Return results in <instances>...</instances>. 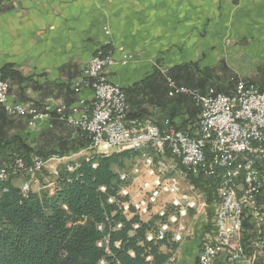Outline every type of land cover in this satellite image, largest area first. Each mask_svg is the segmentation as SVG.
<instances>
[{"label":"crops","instance_id":"crops-1","mask_svg":"<svg viewBox=\"0 0 264 264\" xmlns=\"http://www.w3.org/2000/svg\"><path fill=\"white\" fill-rule=\"evenodd\" d=\"M103 49L115 60L108 72L110 81L124 89L156 71L165 77L178 67L186 71L178 74L180 85L187 83L191 74L187 71L192 70L196 80L210 76L206 91L212 84H228L233 76L264 90V0H0V69L11 67L24 78L22 83L10 81V96L17 101L40 111L63 103L78 117L90 109L94 94L91 89L76 94L73 85ZM183 97L129 105L133 112L142 107L146 111L142 120L163 131L171 111L176 128L196 133L191 123L198 113L193 101ZM13 119L15 126L7 127L8 132L34 147L78 140L56 118L35 129L25 119ZM208 210L190 221L193 237L179 245L175 260L167 264L198 263L204 245L215 236L208 228ZM244 264H253V259Z\"/></svg>","mask_w":264,"mask_h":264},{"label":"built area","instance_id":"built-area-1","mask_svg":"<svg viewBox=\"0 0 264 264\" xmlns=\"http://www.w3.org/2000/svg\"><path fill=\"white\" fill-rule=\"evenodd\" d=\"M105 34L109 37L110 31L106 29ZM114 65L112 52L103 50L88 62L73 90L79 94L91 89L94 102L78 117L65 104L40 111L19 102L10 96V84L4 80H0V109L10 117L25 119L31 129L56 118L88 141L92 149L104 153H136L130 170L119 173L118 197L122 200L110 198L108 202L117 204L125 216L135 214L142 221H155L147 242H163L170 237L172 242L181 243L190 233L189 222L208 207L205 194L193 179H217L215 236L204 245L197 264H229L240 257L264 264V205L260 201L264 197V90L239 80L230 95L217 93L214 88L203 93L167 77L168 97H189L198 117L192 125L196 133L179 130L170 119L165 120L166 130L162 131L156 124L128 118L126 93L108 77ZM49 160L60 162L64 158ZM49 160L40 163V157H36L26 164L19 159L16 173L34 176ZM75 169L68 167L70 172ZM9 176L8 169L0 168V185L6 184ZM30 190V182H24L22 194L27 196ZM246 213L256 229L251 245L244 242Z\"/></svg>","mask_w":264,"mask_h":264},{"label":"trees","instance_id":"trees-1","mask_svg":"<svg viewBox=\"0 0 264 264\" xmlns=\"http://www.w3.org/2000/svg\"><path fill=\"white\" fill-rule=\"evenodd\" d=\"M190 72L185 85L206 93L205 83L210 76L196 80L195 72L187 71ZM181 73L186 71L178 67L169 70L165 77L156 71L129 89L123 88L128 103L135 107L145 102L149 105L153 99L168 102L183 97L169 98L166 82L167 77H172L181 84L178 76ZM0 80L22 83L24 78L18 71L5 67L0 69ZM239 80L246 81L233 76L228 84L216 83L211 88L230 95ZM191 106L198 113L193 102ZM145 112L142 107L136 108L135 112L129 110L128 118L142 120L146 117ZM170 113L172 121L174 114ZM15 123V119L0 110V166L16 159H23L26 164H31L36 157L47 161L89 146L85 140H64L52 148L34 147L24 137L10 133ZM178 129L187 132L184 127ZM135 157L136 153L128 151L113 152L95 155L90 162L83 160L73 172L60 167L52 193L31 192L24 196L21 187L10 179L8 192H0V264H167L179 243L172 242L170 237L163 242H147V234L155 221H142L135 214L125 216L117 204L108 202L110 198H116L117 202L122 200L118 197L119 173L126 169V161H133ZM93 164H96L95 168ZM193 182L205 193L208 203L216 205L214 192L218 180L201 177ZM102 188L106 190L102 191ZM260 201L264 205V197ZM208 212V228H214L215 209L212 207ZM118 224H122L121 229L117 228ZM137 224L139 228L135 229ZM262 229L264 236V226ZM244 230V242L249 245L256 239V229L247 213ZM148 257L152 260L147 261Z\"/></svg>","mask_w":264,"mask_h":264},{"label":"rangeland","instance_id":"rangeland-1","mask_svg":"<svg viewBox=\"0 0 264 264\" xmlns=\"http://www.w3.org/2000/svg\"><path fill=\"white\" fill-rule=\"evenodd\" d=\"M10 88H11V86H10ZM59 105H61V104H59ZM0 110H3V109H0ZM26 123H27V126H28V122L27 121H26ZM52 126H53V124H52ZM50 127H48V129H52V127L51 128ZM73 140H75V139H73ZM78 140H84V139L78 137ZM96 150L97 149H92L91 146H90V143H89V146L87 148H85V149H82V150H80V151H78L76 153H72V154L67 155V156H64V157H59L61 159L65 158L64 161L56 162V160H49L47 166L40 173H37L34 176L27 175V174H17L16 173L18 169H17V167H15V165H16V161L19 160V159H16V160H14V161H12L10 163H5L4 165L0 166V168L1 169L2 168L8 169L10 171V176H9L6 184L0 185V192L1 193H7L8 192V191H6L7 190L6 188H8V190H9V187L7 186V184L10 182V179H11L12 181L16 182L17 185H19L20 187L22 186V184L24 182H30V189H31L30 190V193L33 192V191H37V192L49 191V192L52 193L53 192V189H54L53 187L55 186V181H53V180L59 176V169H60V167H66V169L68 170V167H72V166H75L76 167L77 165L79 166L80 162L83 161V160H85L87 162H90L93 159L94 155H98V154H95V152H94ZM97 151H102V150H97ZM113 152H118V151H116V150H109L106 153H104V151H103V153H101V154H107V155H109V154H112ZM87 153H88L89 156H86ZM101 154H99V155H101ZM56 157H58V156H56ZM134 160L133 161H130V162L129 161H126V169L124 171L130 170V167L134 163ZM60 163H63V164H60ZM205 197H206V195H205ZM206 200H207V197H206ZM207 205H208L207 209H212V207L214 209L216 208V205L209 204L208 201H207ZM215 212H216V209H215ZM213 221H214V219H213ZM213 221H212V223H213ZM190 226H191V228H190L189 235L184 236V240L181 243H179V245L182 244V243H184L189 238H192L193 237L194 230H193L192 223H191ZM214 230L215 229L213 227H210V229H209L210 233H212V231H214ZM102 244H103V242H102ZM176 252H178V249H177ZM132 255H134V254H132ZM174 256L175 255H173V257ZM249 259H250V257L249 258L247 257L244 261L238 262V263H234V264H244ZM174 260H175V258L173 259V261ZM173 263L174 262H171L170 264H173Z\"/></svg>","mask_w":264,"mask_h":264},{"label":"bare ground","instance_id":"bare-ground-1","mask_svg":"<svg viewBox=\"0 0 264 264\" xmlns=\"http://www.w3.org/2000/svg\"><path fill=\"white\" fill-rule=\"evenodd\" d=\"M40 163H47V161H44L42 158H40ZM72 168H75V166H72ZM247 257H240L239 259H232L229 263L234 264L238 262H242L246 259Z\"/></svg>","mask_w":264,"mask_h":264}]
</instances>
